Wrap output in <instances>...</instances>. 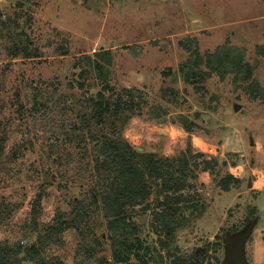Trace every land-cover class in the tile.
<instances>
[{
    "label": "rangeland",
    "instance_id": "obj_1",
    "mask_svg": "<svg viewBox=\"0 0 264 264\" xmlns=\"http://www.w3.org/2000/svg\"><path fill=\"white\" fill-rule=\"evenodd\" d=\"M19 33L24 46L36 48L35 57H7L9 35ZM188 38L196 40L194 50L185 47ZM222 45L246 51L255 66L251 85L235 81L234 74L187 82L182 67L198 66ZM105 50L112 54L110 84L118 92L142 94L137 101L143 104L129 113L118 137L161 157L186 152L188 138L193 153H200L195 143L201 138L219 154L218 165L208 172L202 160L188 158L185 194L202 196L181 205L175 253L223 264L227 241L250 228L246 264H264V0H0V135L7 133L0 145V204L13 208L0 221V242H36L31 212L38 197L39 224L46 228L58 212H72L76 199L100 185L88 163L91 145L83 158L72 148V133L66 136L73 109L87 105L102 87L94 73L81 76L82 56ZM33 95L44 105L37 112ZM18 99L27 112L17 110ZM161 108L167 113L158 118ZM181 115L195 133L186 132ZM227 174L241 183L223 191L219 181ZM159 191L155 186L152 197L162 200ZM89 208L85 225L64 231L61 244L48 246L47 255L63 264L112 261L107 218L96 205ZM154 209L139 207L128 214L140 227L139 238L159 247ZM150 264L170 263L165 258Z\"/></svg>",
    "mask_w": 264,
    "mask_h": 264
},
{
    "label": "trees",
    "instance_id": "obj_2",
    "mask_svg": "<svg viewBox=\"0 0 264 264\" xmlns=\"http://www.w3.org/2000/svg\"><path fill=\"white\" fill-rule=\"evenodd\" d=\"M9 36L11 46L6 48L8 58L35 57L32 56V50L36 48H28L29 44L24 46L22 42L25 41L20 33ZM186 40L190 45L185 47L189 51L194 50L193 45L196 40L191 38ZM30 43L32 44L31 41ZM82 59L85 68L81 76L94 73L102 87L95 98L89 99L90 102L87 105L80 103V107L73 109L75 119L70 122L66 137L68 138L72 133L70 140V143L74 144L72 148L76 149L83 158H86V153L91 151V145L94 154L88 163L99 178L100 185H95L82 199H76L72 212H58L53 224L46 228H41L39 224L41 197H38L32 205L31 212V226L34 232L39 233L36 242L28 246H23L21 242L15 244L7 241L0 242V264H63L59 257L47 255L46 249L50 245H60L64 231L71 228L79 229L85 225L91 213L89 204L96 205L98 212L100 211L99 214L103 213V216L107 218L112 251V261L108 264H150L151 261L164 262L165 258L170 264H204L205 257L177 255L172 246L175 234L181 225L182 203L189 199L190 201L199 200L202 196L196 194L197 198H191L185 194L190 186L188 176L185 175L188 158L202 160L203 172H208L213 165H218V160L208 159L204 153L194 154L190 138H188L186 152L180 156L161 157L155 153L138 151L129 141L118 137L117 130L127 123V119L132 115L129 113L143 104L142 100L137 101L141 99L142 94L135 93L133 89L118 92L110 84L109 67L112 64L110 51H97L92 56L86 54L82 56ZM198 64L196 66L189 63L187 69L182 67V73L187 82L196 83L198 81L196 76L204 79L212 74H216L221 80L229 74H234L235 81L242 84L251 85L254 80L255 66L246 60V51L236 46H219ZM202 67L205 68L204 71ZM33 97V111L37 112L44 105L40 103L36 95ZM17 102V110L28 111L19 99ZM89 107L91 111H88ZM125 112L128 113L125 114ZM166 113V110L161 108L157 117L161 118ZM180 122L186 132L195 133L186 116L181 115ZM2 125L0 122V127ZM2 133L1 148L7 141L5 130ZM239 183L241 179L233 174H227L219 181V186L223 191H229L231 185ZM155 186L160 187L159 193L163 196L162 200L153 198ZM191 204L192 208L198 209V203ZM139 207H142L144 212L154 209L152 227L157 234L159 247L146 245L148 243L139 238L140 227L128 214L129 209ZM12 210L13 208L6 202H2L0 221ZM95 242L99 243V240L95 239ZM90 247L95 248L94 242ZM160 250H164L166 256L161 254Z\"/></svg>",
    "mask_w": 264,
    "mask_h": 264
},
{
    "label": "water",
    "instance_id": "obj_3",
    "mask_svg": "<svg viewBox=\"0 0 264 264\" xmlns=\"http://www.w3.org/2000/svg\"><path fill=\"white\" fill-rule=\"evenodd\" d=\"M239 106L236 107L238 109ZM137 150H142L137 147ZM250 234L248 228L243 234L231 238L226 243V259L223 264H246L245 246Z\"/></svg>",
    "mask_w": 264,
    "mask_h": 264
},
{
    "label": "crops",
    "instance_id": "obj_4",
    "mask_svg": "<svg viewBox=\"0 0 264 264\" xmlns=\"http://www.w3.org/2000/svg\"><path fill=\"white\" fill-rule=\"evenodd\" d=\"M198 139H199V138H198ZM199 140H200V143H202V145L204 146V147L198 146V147H199V150H200V153H204L205 155H207L206 157H207L208 159H216V160H218V162H219V160H220V159L218 158L219 154H218V153L214 154L213 152L211 153V149H212L213 147H215V146L208 145V144L202 142V141H203L202 139H199ZM191 141H192V140H191ZM201 151H202V152H201ZM235 168H236V167H235ZM232 173H234V172H232ZM233 175H234V174H233ZM205 177H206V174H205V173L201 174V178L203 179V181H206Z\"/></svg>",
    "mask_w": 264,
    "mask_h": 264
},
{
    "label": "bare ground",
    "instance_id": "obj_5",
    "mask_svg": "<svg viewBox=\"0 0 264 264\" xmlns=\"http://www.w3.org/2000/svg\"><path fill=\"white\" fill-rule=\"evenodd\" d=\"M201 139V138H200ZM203 142V141H202ZM197 146H201V147H204L203 145H202V143H200V140H198V139H196V143H195Z\"/></svg>",
    "mask_w": 264,
    "mask_h": 264
}]
</instances>
